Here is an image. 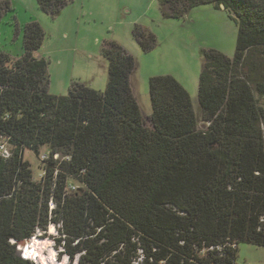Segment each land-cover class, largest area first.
<instances>
[{
	"label": "trees",
	"instance_id": "obj_1",
	"mask_svg": "<svg viewBox=\"0 0 264 264\" xmlns=\"http://www.w3.org/2000/svg\"><path fill=\"white\" fill-rule=\"evenodd\" d=\"M36 1L56 19L72 0ZM158 4L177 20L223 5L237 25L233 58L202 51L206 129L172 76L150 78L145 117L132 87L137 61L116 41L101 47L105 91L73 81L65 97L49 93L48 63L36 57L46 38L38 22L24 27L23 56L0 52V143L11 152L0 157V264H36L17 248L51 225L69 264H237L241 244L264 248V0ZM8 6L0 0V15ZM132 36L146 54L158 46L145 26ZM44 147L35 181L25 152Z\"/></svg>",
	"mask_w": 264,
	"mask_h": 264
},
{
	"label": "rangeland",
	"instance_id": "obj_2",
	"mask_svg": "<svg viewBox=\"0 0 264 264\" xmlns=\"http://www.w3.org/2000/svg\"><path fill=\"white\" fill-rule=\"evenodd\" d=\"M8 1L9 6L0 15V52L15 59L23 56L24 27L38 22L46 38L36 57L48 63L50 94L68 96L73 81L104 92L108 62L101 55V47L105 41L113 40L137 61L133 89L145 117L152 114L150 78L172 76L190 94L200 129L208 127L202 120L198 97L202 51L216 50L229 58L236 52L238 28L222 7L201 5L177 20L163 18L158 0H72L58 18L52 19L40 11L36 0ZM136 24L147 27L157 38V48L148 54L132 36ZM256 99L264 107V97L256 95ZM43 153L48 154V149L44 147L40 155L25 152L24 159L30 164L35 181L42 179ZM70 183L80 186L74 181ZM58 235L53 225L47 232L39 230L34 238L17 248L18 252L22 257L23 248L38 238L45 250L39 248L28 255L35 263L69 264L68 257L59 256L62 250L55 247ZM237 264H264V248L241 244Z\"/></svg>",
	"mask_w": 264,
	"mask_h": 264
},
{
	"label": "built area",
	"instance_id": "obj_3",
	"mask_svg": "<svg viewBox=\"0 0 264 264\" xmlns=\"http://www.w3.org/2000/svg\"><path fill=\"white\" fill-rule=\"evenodd\" d=\"M11 156V152H10V148H9V144L6 141H2L0 143V157L4 158V159H8ZM56 158H58V156H56ZM49 159V154L47 153H43L41 156V162L44 164V166L46 165V161ZM44 172V170H43ZM44 173H42L43 176ZM77 189L76 186L70 185L69 190L71 191H75Z\"/></svg>",
	"mask_w": 264,
	"mask_h": 264
},
{
	"label": "bare ground",
	"instance_id": "obj_4",
	"mask_svg": "<svg viewBox=\"0 0 264 264\" xmlns=\"http://www.w3.org/2000/svg\"><path fill=\"white\" fill-rule=\"evenodd\" d=\"M39 241L40 240L38 238H36L33 240V242H29V244L25 248H23L22 253L25 252L26 255H30L31 253H33V252L35 253L37 250H39V248L40 249L42 248L45 250L44 245H42V244L39 245ZM37 245L39 246L38 248L35 247ZM28 259H30V258H28Z\"/></svg>",
	"mask_w": 264,
	"mask_h": 264
},
{
	"label": "clouds",
	"instance_id": "obj_5",
	"mask_svg": "<svg viewBox=\"0 0 264 264\" xmlns=\"http://www.w3.org/2000/svg\"><path fill=\"white\" fill-rule=\"evenodd\" d=\"M22 258H24V259H26V260H31V261H33L32 258H31V256L26 255L25 252L22 253ZM28 258H30V259H28ZM34 261H35V260H34ZM34 261H33V262H34ZM36 264H37V263H36Z\"/></svg>",
	"mask_w": 264,
	"mask_h": 264
},
{
	"label": "crops",
	"instance_id": "obj_6",
	"mask_svg": "<svg viewBox=\"0 0 264 264\" xmlns=\"http://www.w3.org/2000/svg\"><path fill=\"white\" fill-rule=\"evenodd\" d=\"M38 59H40V58H38ZM103 59H104V58H103ZM104 60H105V59H104ZM132 87H133V78H132ZM133 91H134V89H133ZM149 116H150V115H149ZM149 116H148V117H149Z\"/></svg>",
	"mask_w": 264,
	"mask_h": 264
},
{
	"label": "water",
	"instance_id": "obj_7",
	"mask_svg": "<svg viewBox=\"0 0 264 264\" xmlns=\"http://www.w3.org/2000/svg\"><path fill=\"white\" fill-rule=\"evenodd\" d=\"M221 7H222L223 9H225V7H224L223 5H222ZM25 243H26V242L22 243L21 245H24Z\"/></svg>",
	"mask_w": 264,
	"mask_h": 264
}]
</instances>
